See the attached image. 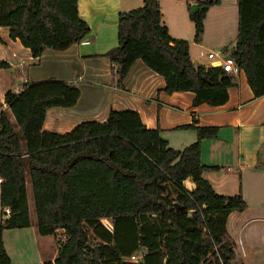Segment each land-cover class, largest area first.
I'll return each mask as SVG.
<instances>
[{"label": "trees", "instance_id": "1", "mask_svg": "<svg viewBox=\"0 0 264 264\" xmlns=\"http://www.w3.org/2000/svg\"><path fill=\"white\" fill-rule=\"evenodd\" d=\"M186 1L198 42L208 9L220 0ZM188 2L198 10L192 12ZM236 3L237 34L229 55L258 98L264 95V0ZM161 17L157 0L118 13L117 46L105 54L116 84L123 87L140 59L163 77L165 93L193 92V106L225 104L234 75L194 64L189 42L172 38ZM2 26L30 50L33 64L46 48L65 50L89 32L77 0H0ZM10 66L0 60V69ZM79 95L76 84L50 79L25 82L3 96L15 125L6 110L0 112V205L11 211L0 222V264H12L3 230L30 226L27 175L38 233L63 230L65 236L54 260L43 264H231L236 251L225 221L245 202L241 194L216 193L202 176L213 167L200 161L201 141L218 129L194 120L181 126L197 134L181 150L170 148L160 129L146 128L133 110H110L104 122L84 121L64 134L43 130L48 108L72 107ZM187 179L195 184L191 190ZM102 219L110 220L112 230ZM141 248V261H123Z\"/></svg>", "mask_w": 264, "mask_h": 264}, {"label": "crops", "instance_id": "2", "mask_svg": "<svg viewBox=\"0 0 264 264\" xmlns=\"http://www.w3.org/2000/svg\"><path fill=\"white\" fill-rule=\"evenodd\" d=\"M157 1L163 23L162 4L160 0ZM179 1L187 8L186 0ZM142 4L143 0H77L78 15L89 25V32L79 43L65 50L46 48L37 64H33L35 61L30 50L19 40L10 39L7 27H0V60L11 65L7 70L0 69V101L6 91L18 92L25 82L55 79L76 84L80 95L72 107H51L46 110L42 128L49 132L64 134L84 121L104 122L110 110H133L138 112L146 128L160 129L161 137L170 148L181 150L197 139L195 130L182 129L181 126L192 124L194 120L196 126L216 127L215 137L201 141L200 161L207 167H213L204 171L202 176L216 193L224 196L241 194L245 202L243 210L230 212L225 221L227 238L236 251V259L231 264H264V95L254 97L243 70L239 69L234 74V85L228 88L225 104L193 106V92L165 93L163 77L140 59L129 69L123 87L118 86L105 54L117 46L118 13L139 8ZM233 4L237 13L236 0H233ZM237 23L234 40L227 47L223 40L208 43L201 37L198 42L188 41L191 61L205 67L219 66V60L215 57L209 61L206 53L222 51L229 55L235 43ZM164 25L172 38L181 39L182 36L170 26ZM218 38L222 39L220 36ZM192 44L199 48L198 55L207 60H194ZM214 47L218 52L212 50ZM184 185L188 190L195 187L190 179ZM105 226L112 230L111 222L110 227ZM30 235L43 242L53 237L54 240L50 242L55 247V236H41L31 221L27 228L5 229L2 238L11 263L43 264L53 261L58 244L50 259L42 255L39 259H18L22 256L19 238ZM37 248L42 251L40 247ZM142 252L145 249L141 248L135 254L141 255ZM123 261L138 263L141 258H126Z\"/></svg>", "mask_w": 264, "mask_h": 264}, {"label": "rangeland", "instance_id": "3", "mask_svg": "<svg viewBox=\"0 0 264 264\" xmlns=\"http://www.w3.org/2000/svg\"><path fill=\"white\" fill-rule=\"evenodd\" d=\"M162 4V9L164 13V24L171 27L174 32H177L179 36H182L181 39L187 40L189 42H193L195 29L193 22L188 18V9L184 7V4L179 0H160ZM202 2H207L211 0H200ZM206 28L203 29L201 37L205 38L208 43H216L220 40L224 43L225 46H229V42L234 40L236 33V23H237V13L236 7L233 4V0H220V3L217 5H213L208 9V14L206 17ZM220 36L219 39L218 37ZM207 43V44H208ZM214 52H218L214 47L212 48ZM199 48L192 44L191 46V55L196 61H204L207 60L204 57H200L198 55ZM226 54V53H225ZM217 59V58H215ZM214 59H209V61ZM8 112V119L10 122L15 125L13 116L9 113L8 109H5ZM29 177L27 175V193H28V205H29V215L30 221L33 225H36V215L32 197V188ZM0 205V212H1ZM102 223L110 227V221L108 219H102ZM58 235H60V230H58L54 236L55 241L53 242V246L56 247L58 244ZM38 238H41L37 235ZM54 238L46 240L43 242L42 240H36L32 236H27L23 238H19V241L22 243V256L18 259H39L40 255L45 259H50L55 247H52V243ZM42 244L44 245L43 248ZM42 251H38V248ZM16 259V258H15Z\"/></svg>", "mask_w": 264, "mask_h": 264}, {"label": "built area", "instance_id": "4", "mask_svg": "<svg viewBox=\"0 0 264 264\" xmlns=\"http://www.w3.org/2000/svg\"><path fill=\"white\" fill-rule=\"evenodd\" d=\"M206 57L208 59H213V58H217L219 60V67H221V69L228 74H237L239 72V68L236 66L234 59L230 56L227 55L225 53H223L222 51L218 52V53H213V52H208L206 53ZM2 103V105L0 106V112L8 109V105L6 103L2 101H0ZM2 183V178L0 176V184ZM11 215V211L9 207H5L0 214V222H3L4 220L8 219ZM57 240L59 242H63L65 240V236L63 234V230H61L60 235H58ZM142 257V254H134L130 257L131 260H136V259H140Z\"/></svg>", "mask_w": 264, "mask_h": 264}, {"label": "water", "instance_id": "5", "mask_svg": "<svg viewBox=\"0 0 264 264\" xmlns=\"http://www.w3.org/2000/svg\"><path fill=\"white\" fill-rule=\"evenodd\" d=\"M190 9H191L192 12H196L198 10V4L197 3H192L191 6H190Z\"/></svg>", "mask_w": 264, "mask_h": 264}]
</instances>
